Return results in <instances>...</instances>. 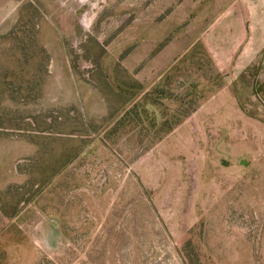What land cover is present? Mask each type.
<instances>
[{
    "label": "rangeland",
    "instance_id": "rangeland-1",
    "mask_svg": "<svg viewBox=\"0 0 264 264\" xmlns=\"http://www.w3.org/2000/svg\"><path fill=\"white\" fill-rule=\"evenodd\" d=\"M228 1L0 0V264H264V98L201 42Z\"/></svg>",
    "mask_w": 264,
    "mask_h": 264
},
{
    "label": "crops",
    "instance_id": "crops-1",
    "mask_svg": "<svg viewBox=\"0 0 264 264\" xmlns=\"http://www.w3.org/2000/svg\"><path fill=\"white\" fill-rule=\"evenodd\" d=\"M201 42L223 70L232 67L256 79L255 93L264 98V0H229L202 32Z\"/></svg>",
    "mask_w": 264,
    "mask_h": 264
},
{
    "label": "water",
    "instance_id": "water-1",
    "mask_svg": "<svg viewBox=\"0 0 264 264\" xmlns=\"http://www.w3.org/2000/svg\"><path fill=\"white\" fill-rule=\"evenodd\" d=\"M222 163L226 164V163L224 162V160L222 161Z\"/></svg>",
    "mask_w": 264,
    "mask_h": 264
},
{
    "label": "bare ground",
    "instance_id": "bare-ground-1",
    "mask_svg": "<svg viewBox=\"0 0 264 264\" xmlns=\"http://www.w3.org/2000/svg\"><path fill=\"white\" fill-rule=\"evenodd\" d=\"M84 20H86V16H85V19Z\"/></svg>",
    "mask_w": 264,
    "mask_h": 264
}]
</instances>
